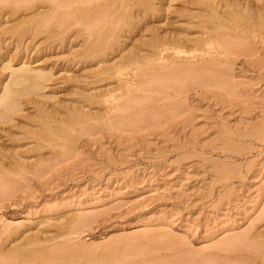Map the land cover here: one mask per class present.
Returning a JSON list of instances; mask_svg holds the SVG:
<instances>
[{
  "label": "rangeland",
  "instance_id": "1",
  "mask_svg": "<svg viewBox=\"0 0 264 264\" xmlns=\"http://www.w3.org/2000/svg\"><path fill=\"white\" fill-rule=\"evenodd\" d=\"M189 1L169 0V13H149L146 26H155L160 35L182 28L188 17L179 13L193 6ZM90 2L0 0V14L9 19L3 27L38 12L47 19L43 34L23 38L24 50L16 34L1 33L0 63L20 57L52 68L49 88L61 104L77 101L81 88L95 92L112 86L104 85L115 79L98 80L87 72L96 61L80 63L73 52L99 25L87 23L86 29L76 16L78 7L96 12L104 5ZM49 28L65 37L48 38ZM234 46V53L219 54L213 65L226 69L223 75L195 66L177 75L164 60H154L159 66L148 73L125 66L138 84L130 92L124 89L120 104L92 105L98 115L83 126L88 129L78 126L73 143L27 154L29 163L37 158L39 163L0 185V264L31 259L6 255L30 233L45 247L31 264H264V44ZM66 75L78 80L64 83ZM25 107L24 113H35ZM6 132L0 131V144L11 148ZM28 136L18 139L19 149L31 145ZM7 224L29 230L18 236L5 231ZM232 238L238 240L235 246L217 247Z\"/></svg>",
  "mask_w": 264,
  "mask_h": 264
},
{
  "label": "bare ground",
  "instance_id": "2",
  "mask_svg": "<svg viewBox=\"0 0 264 264\" xmlns=\"http://www.w3.org/2000/svg\"><path fill=\"white\" fill-rule=\"evenodd\" d=\"M90 1L93 2V0H80V3H91ZM103 2V7L99 11L95 10L96 12H92L89 6L78 7L75 10L78 13L76 15L77 18L81 19V22H86V29L89 28V24L87 23L94 22V24L99 25L93 29L94 31L91 30L93 31L92 33L90 32L92 37L87 33L88 36H84L81 45L77 44L79 50L75 49L73 52L76 51L77 55L75 56L81 59L80 63H82V60L88 64L96 61L95 64L86 66L90 68L87 72L98 80L115 79L116 83L113 81L114 84L106 83L104 85L112 86L103 89L99 88L95 92H89L91 87L86 90L80 87L82 90L80 89L78 92L75 90L77 93L74 92L78 96L77 101L74 102H78V104L76 105L73 102L72 104L76 106L72 105V100L70 99L68 103L72 106L65 105L63 102L66 100L64 99L61 104L62 100L59 101L54 89L49 88L50 81H52L55 73L52 68H48L46 64L37 63L38 61L28 58L23 59L19 57L17 60L3 58L4 60L1 61L2 67L0 72H6L0 75V131L5 132L7 129L6 135H9L8 139L13 143L11 148H6L0 144L1 186L7 183L11 174H26L28 170L30 171L31 168H34L39 163V158L30 163L27 161L32 157L31 155H27L30 152L33 153V151L38 150L41 146L44 148L45 145L62 147L67 146L66 143H71L70 139L78 136H74V132H77L76 129L80 132L83 126L91 123V120L98 115L96 110L95 112L92 111V105L103 103L116 107L120 104L125 91L130 92L131 90L129 91V89L138 84V81L132 80V76L129 75L130 72H128L129 74L124 72L125 66H128L129 70L130 66H134L131 68V71L133 69L136 74L148 73L159 66L153 63L154 60H164L166 66L177 71V75L184 74L192 66L210 69L217 75H223L227 72L226 69L213 67V65L217 64L219 54L224 52L229 54L234 53V45L238 42L254 45L264 44V0L189 1V3L193 2L191 3L192 7L184 8V11L182 8L180 13L176 10L172 11H176L177 14L183 15V17L184 15L187 16L188 18L185 17L187 18V23L184 21L186 25L183 23L182 25L184 26H181L182 28H176V30L173 28L174 30L169 32L166 30V34L160 32L161 35L155 31V26V30L153 27L148 28L146 26L147 20L145 21L144 18H147L151 14L160 13L162 9L167 10V13H169L171 0L170 2L169 0H163V2L161 0H103ZM167 4L168 6L165 7ZM184 4L186 6L189 5L188 3ZM22 7L24 6L13 7V13H16ZM97 7H100L99 4ZM167 13L165 12L166 15ZM5 15L0 14V34H16L15 39L18 38V43L23 42V46L26 41H23L25 36L29 35L34 39L44 32L42 28L46 24L47 19L40 12L33 14L29 18L22 17L17 19L11 25L3 27V23L9 21V19H4ZM158 15L160 16V14ZM157 18L159 19V17ZM144 21L145 23H143ZM140 25L141 27H139ZM148 26L151 27L150 25ZM53 29L49 28L45 30L48 38L53 37L55 34L57 36L60 34V32ZM134 32L135 34H133ZM138 34H140L139 37L142 40L138 38ZM76 35L77 38H74L78 39V34ZM136 35V40L132 41L129 39L131 36L134 39ZM80 36H83V34ZM63 37L65 35L61 38ZM54 38H56V35L53 37V40ZM56 40L58 41L57 38ZM78 40L80 41L81 39L79 38ZM80 42L78 43L80 44ZM61 43L63 46V42ZM23 46L21 50L28 48V42L26 47ZM2 47L4 48L5 45L0 38V51ZM207 56L209 57L208 59L206 58ZM95 65L96 68L94 69L93 66ZM87 72L85 71V75ZM192 75V78L199 77ZM66 76L68 80L63 79L64 83L78 80L71 75ZM90 82L92 81L85 83L88 85ZM124 89L126 90L124 91ZM65 103L68 104L67 101ZM26 105H31L35 109V113H24ZM111 108L109 107V109ZM106 110L109 111L108 108ZM76 126H80L81 129L79 130L80 127L77 128ZM20 127L22 129H19ZM33 127L34 129L32 130ZM14 129L19 130L14 131ZM84 129H88V126L83 127ZM10 130L11 132H9ZM24 133L26 135L32 134V137L28 136L32 142L31 145H28L29 147L21 150L19 148L22 145L18 143V139ZM12 137L14 138L12 139ZM59 154H57L58 157L60 156ZM37 224H45L50 227L47 221H40ZM52 226L63 228L62 224H52ZM21 227H25V225L12 226L7 224L4 229L6 232L20 236L29 230L27 227L25 229H21ZM245 239H250V237H246ZM237 241L235 238H232L228 241L219 242L217 247H233ZM23 243L24 246L18 244L8 250L6 255L11 254L8 256L9 259H14L18 256L19 260H29L31 258L29 261L32 262L34 256L40 252H44L45 247L40 245L39 236L36 234H25ZM73 248L74 246H69L68 249L71 251ZM29 261L26 264H31Z\"/></svg>",
  "mask_w": 264,
  "mask_h": 264
}]
</instances>
